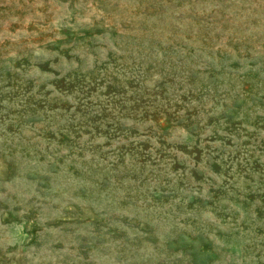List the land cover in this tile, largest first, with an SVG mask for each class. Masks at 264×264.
<instances>
[{"label": "rangeland", "instance_id": "rangeland-1", "mask_svg": "<svg viewBox=\"0 0 264 264\" xmlns=\"http://www.w3.org/2000/svg\"><path fill=\"white\" fill-rule=\"evenodd\" d=\"M0 264H264V0H0Z\"/></svg>", "mask_w": 264, "mask_h": 264}]
</instances>
